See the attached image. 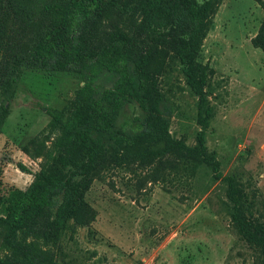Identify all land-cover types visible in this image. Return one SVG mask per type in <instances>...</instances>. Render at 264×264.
<instances>
[{
	"label": "rangeland",
	"instance_id": "obj_1",
	"mask_svg": "<svg viewBox=\"0 0 264 264\" xmlns=\"http://www.w3.org/2000/svg\"><path fill=\"white\" fill-rule=\"evenodd\" d=\"M200 2L206 0H199ZM209 28L199 63L213 113L207 145L264 215V51L251 38L264 8L255 0H210ZM109 15L106 23L114 20ZM2 59L0 53V61ZM152 69L172 107L170 131L189 145L200 130L197 94L181 60L160 47ZM114 77L101 76L99 88ZM84 84L76 72L24 69L9 113L0 122V186L26 189L55 154L61 130L48 108L71 113ZM140 108L126 106L121 123L133 121ZM21 165L28 170L23 171ZM137 164L112 167L95 175L85 191L95 210L90 225L66 220L67 228L49 247L68 264H264L260 252L245 242L231 219L227 182L209 168L180 164L160 169ZM74 226V230L71 227ZM0 227V256L9 253Z\"/></svg>",
	"mask_w": 264,
	"mask_h": 264
},
{
	"label": "trees",
	"instance_id": "obj_2",
	"mask_svg": "<svg viewBox=\"0 0 264 264\" xmlns=\"http://www.w3.org/2000/svg\"><path fill=\"white\" fill-rule=\"evenodd\" d=\"M255 1L264 8V0ZM210 10V0H0L1 123L24 69L76 72L84 80L71 113L47 109L61 130L50 162L26 189L12 186L2 192L0 186V227L10 249L0 264H68L49 241L70 227L68 219L82 226L94 221L85 191L104 170L155 167V179L160 169L186 163L205 166L227 182L232 222L264 262V215L262 220L255 216L254 202L223 174L217 153L207 145L213 110L198 57ZM109 15L115 18L107 24ZM251 42L264 51V18ZM160 47L181 60L199 98L194 145L170 131L172 107L152 69ZM107 74L113 84L100 89L97 82ZM132 104L141 112L129 124L121 123Z\"/></svg>",
	"mask_w": 264,
	"mask_h": 264
}]
</instances>
